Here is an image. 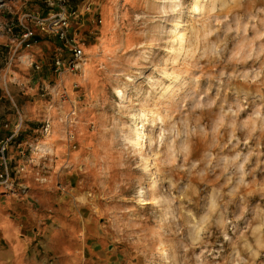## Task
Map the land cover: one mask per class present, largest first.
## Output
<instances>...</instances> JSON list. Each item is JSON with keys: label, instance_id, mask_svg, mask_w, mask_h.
I'll return each instance as SVG.
<instances>
[{"label": "rangeland", "instance_id": "rangeland-1", "mask_svg": "<svg viewBox=\"0 0 264 264\" xmlns=\"http://www.w3.org/2000/svg\"><path fill=\"white\" fill-rule=\"evenodd\" d=\"M210 2L0 0V264H264V0Z\"/></svg>", "mask_w": 264, "mask_h": 264}, {"label": "clouds", "instance_id": "clouds-1", "mask_svg": "<svg viewBox=\"0 0 264 264\" xmlns=\"http://www.w3.org/2000/svg\"><path fill=\"white\" fill-rule=\"evenodd\" d=\"M215 104V101H210L208 104L204 105V104H200L199 102L196 103V107L197 108H201V107H208L211 108L213 107ZM236 109L235 111L233 109ZM240 111H242V109L239 107V105H230L227 110H225L224 105L221 104L220 105V110L218 113V117L217 119L214 121L213 123V127H212V134L216 135V134H221L220 133V129L225 128L226 130H231L229 131V143H231V140L236 139L235 136V130L237 128V123H236V117L239 115ZM257 117H259L260 113L257 112L256 113ZM161 123H163V121H161ZM248 125V121H243L241 122V124L239 125L240 129L243 130L244 128H246ZM201 132H204V129L201 128L200 130ZM182 135V133H180L179 131L176 130V126L175 124L172 125L170 130H165L164 128H161L160 133H159V137L158 140L155 141V143H161L164 141L165 137H171L169 144H175V141L177 139L180 138V136ZM186 135V133L184 134ZM128 143H134L131 140L127 141ZM227 145H224V147H226ZM224 163L225 165H231L236 173H241L243 171L244 168V164H246L248 162L247 157L243 158V162H240L242 160L241 157V153L237 152L234 156H232L231 158L229 157H223ZM240 162V163H237ZM193 167H195V165H193ZM146 170V169H145ZM224 172L228 171V167H224ZM235 174V173H234ZM228 182L231 183V176L228 177ZM217 208V204L215 199H213L212 201V209L215 210ZM226 209L224 210L223 213H221L220 218L216 221V224L223 228L224 224L227 223L226 221ZM189 215H191V213H189ZM211 215V213L209 214V216ZM209 216H206L204 218V222L207 223L209 220ZM207 229L204 228L203 226L195 228L193 232L190 233V240H191V244L190 247H198L201 243H203V237H202V233L206 232ZM223 234V233H222ZM224 238L228 239L227 235L224 234ZM196 259L199 261L200 257H196Z\"/></svg>", "mask_w": 264, "mask_h": 264}, {"label": "built area", "instance_id": "built-area-1", "mask_svg": "<svg viewBox=\"0 0 264 264\" xmlns=\"http://www.w3.org/2000/svg\"><path fill=\"white\" fill-rule=\"evenodd\" d=\"M57 16H60V19L64 18L65 17V13H62L60 12ZM57 34H59L61 36V38L64 40L65 39V42L67 44V46H69L70 50H71V55L68 57L70 63L73 65V68H75L76 66H78L80 63H82V60L84 59V56L86 55L83 51V49H81V47L77 44H75V41H73L72 39H70L68 37V34L66 32V30L62 27H60L59 29H57ZM25 37L26 38H29L31 35H33V32H27L25 33ZM62 60L60 58H58L56 60V64L61 67L62 66ZM49 126H50V122H48L46 124V131L48 132L49 131ZM6 149H5V145L1 147V153L3 154L2 155V158L6 161L7 160V157H6V153H5ZM5 166L7 167V170H8V164L6 163ZM5 171L1 172V176L4 177L5 174L8 176L9 178V174L8 172L7 173H4Z\"/></svg>", "mask_w": 264, "mask_h": 264}, {"label": "bare ground", "instance_id": "bare-ground-1", "mask_svg": "<svg viewBox=\"0 0 264 264\" xmlns=\"http://www.w3.org/2000/svg\"><path fill=\"white\" fill-rule=\"evenodd\" d=\"M227 0H212V2H210V4L208 5L209 7H211V9L210 10H212L213 8H215L216 9V6H217V3L218 2H223L224 4H225V2H226ZM200 5V4H199ZM202 9H203V11H205L206 9H207V4L206 3H204L203 5H202ZM214 9V10H215ZM204 13V12H203ZM175 25V23H173V26ZM175 38H176V40H179V42H180V46H181V48H182V50L185 52V51H187L188 53L190 52V48H191V45H192V43H191V37L188 35V33L186 32L185 34L184 33H182V34H180V35H176L175 36ZM189 43H191V45L189 44ZM164 73H166L165 75L166 76H168V77H170V76H172L173 75V73H175L174 71L173 72H171V71H169V70H165V72ZM177 77V76H176ZM174 84V83H173ZM173 86V85H172ZM170 89V88H169ZM156 114V113H155ZM145 115H147V113H145ZM159 115V114H158ZM147 138L149 139H147L148 141H150V144H152L153 143V136H151V135H147ZM133 142H135L136 144H139V140H134ZM148 159V158H147ZM146 159V157H145V161H148Z\"/></svg>", "mask_w": 264, "mask_h": 264}, {"label": "crops", "instance_id": "crops-1", "mask_svg": "<svg viewBox=\"0 0 264 264\" xmlns=\"http://www.w3.org/2000/svg\"><path fill=\"white\" fill-rule=\"evenodd\" d=\"M87 1H89V0H69L68 5H81L82 2L86 3ZM36 162H38V158L37 159L36 158L32 159V164L33 163L35 164Z\"/></svg>", "mask_w": 264, "mask_h": 264}]
</instances>
